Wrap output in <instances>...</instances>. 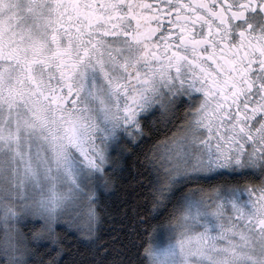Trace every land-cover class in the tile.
<instances>
[{
	"label": "snow or ice",
	"instance_id": "obj_1",
	"mask_svg": "<svg viewBox=\"0 0 264 264\" xmlns=\"http://www.w3.org/2000/svg\"><path fill=\"white\" fill-rule=\"evenodd\" d=\"M156 123L140 163L157 222L130 221L147 236L129 255L97 242L101 198ZM70 253L264 264V0H0V256Z\"/></svg>",
	"mask_w": 264,
	"mask_h": 264
},
{
	"label": "trees",
	"instance_id": "obj_2",
	"mask_svg": "<svg viewBox=\"0 0 264 264\" xmlns=\"http://www.w3.org/2000/svg\"><path fill=\"white\" fill-rule=\"evenodd\" d=\"M148 123L154 122V117H148ZM156 130H159V135L156 134ZM145 134H151L152 139L143 140L135 148L132 145H128L131 149V154L127 155L122 161L123 172L117 173L113 180L114 182L105 190L101 204L104 208L108 209V215L104 217L102 226L99 229V241L98 243L111 244L112 236L119 234L120 238L124 240L128 245V253L132 255L135 251L134 245L131 241H135L136 244L141 243V238L146 237L147 233L140 231L137 235H129L131 230L130 221L135 219L137 215L146 220L147 224L139 226L140 229L145 227L151 230V226L156 224V220L151 219V216L155 213L151 211V198L147 195L148 189L145 187L148 184V176L143 169L140 161L142 160V152L148 145L155 143L156 140L163 139L166 134L161 124H154V129L151 131L148 127L145 128ZM141 174H143L144 183L141 184ZM164 213L161 214L163 216ZM123 227V231H121ZM28 231L27 228L24 229ZM57 232L61 235L64 234V229H57ZM71 230H69L70 238ZM143 243H149L147 239L143 240ZM68 246L66 245V248ZM50 250V243H45L43 247L39 249L40 255ZM83 251V249H81ZM54 255V253H52ZM71 253L65 257L61 264H66V261L71 259ZM43 258L47 260L49 257L43 255ZM0 264H4V259L0 256ZM29 264H38L37 260H31Z\"/></svg>",
	"mask_w": 264,
	"mask_h": 264
}]
</instances>
